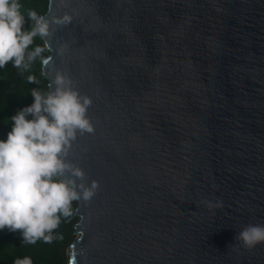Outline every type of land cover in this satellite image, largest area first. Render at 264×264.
<instances>
[{
	"label": "water",
	"instance_id": "95a60500",
	"mask_svg": "<svg viewBox=\"0 0 264 264\" xmlns=\"http://www.w3.org/2000/svg\"><path fill=\"white\" fill-rule=\"evenodd\" d=\"M65 15L42 73L91 98L68 159L99 184L67 264H264V243L235 240L264 225V0H49L43 16Z\"/></svg>",
	"mask_w": 264,
	"mask_h": 264
},
{
	"label": "clouds",
	"instance_id": "9594fccd",
	"mask_svg": "<svg viewBox=\"0 0 264 264\" xmlns=\"http://www.w3.org/2000/svg\"><path fill=\"white\" fill-rule=\"evenodd\" d=\"M21 8L20 0H0V68L11 62L26 72L37 58L44 59L46 51V47L31 48L34 39L47 40L53 34L52 24L67 25L71 17L49 20L29 11L26 20ZM27 81L38 83L31 75ZM48 89L44 93L31 89L33 103L11 117L12 129L6 140H0V230L19 231L22 245L62 240L56 232L61 218H71L73 202L90 201L99 187L95 180L87 184L84 170L68 159L77 136L94 132L88 116L91 98L60 71ZM235 240L248 249L264 243V225L245 226ZM14 264L33 261L26 256Z\"/></svg>",
	"mask_w": 264,
	"mask_h": 264
},
{
	"label": "trees",
	"instance_id": "16d2710c",
	"mask_svg": "<svg viewBox=\"0 0 264 264\" xmlns=\"http://www.w3.org/2000/svg\"><path fill=\"white\" fill-rule=\"evenodd\" d=\"M21 12L27 20L29 11H35L43 16L48 8L49 0H20ZM31 21L26 23L25 28L30 27ZM36 46L45 47L43 40L39 37L34 39L31 48ZM31 48L29 50H31ZM49 51L43 53L47 57ZM41 59L31 65L29 71L21 72L14 68L10 62L4 68H0V140H6L7 134L12 129L11 117L18 110L33 103L31 89L36 88L42 93L48 91V81L42 73ZM34 76L38 83H29L28 76ZM30 118V117H29ZM74 210L77 202H73ZM77 219L65 220L61 218V224L56 230L63 236L62 240H54L51 244H46L42 240L35 244L22 245L20 232H9L6 228L0 230V264H14L16 259L31 257L33 264H67V251L73 244L76 237L74 228Z\"/></svg>",
	"mask_w": 264,
	"mask_h": 264
}]
</instances>
